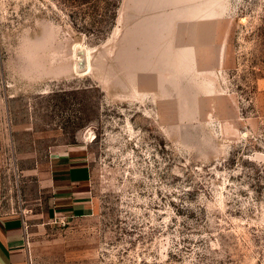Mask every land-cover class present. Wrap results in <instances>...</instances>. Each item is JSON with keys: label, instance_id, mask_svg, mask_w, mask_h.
<instances>
[{"label": "rangeland", "instance_id": "374dc122", "mask_svg": "<svg viewBox=\"0 0 264 264\" xmlns=\"http://www.w3.org/2000/svg\"><path fill=\"white\" fill-rule=\"evenodd\" d=\"M70 150L95 211L63 224ZM11 218L27 264H264V0H0Z\"/></svg>", "mask_w": 264, "mask_h": 264}, {"label": "crops", "instance_id": "0c3cea01", "mask_svg": "<svg viewBox=\"0 0 264 264\" xmlns=\"http://www.w3.org/2000/svg\"><path fill=\"white\" fill-rule=\"evenodd\" d=\"M51 213L66 223L95 211L90 188L91 161L84 150L59 152L50 161ZM29 242L26 223L19 218L0 219V264H27Z\"/></svg>", "mask_w": 264, "mask_h": 264}, {"label": "built area", "instance_id": "2783aa9c", "mask_svg": "<svg viewBox=\"0 0 264 264\" xmlns=\"http://www.w3.org/2000/svg\"><path fill=\"white\" fill-rule=\"evenodd\" d=\"M61 223H63V224H64V222H61Z\"/></svg>", "mask_w": 264, "mask_h": 264}, {"label": "water", "instance_id": "95a60500", "mask_svg": "<svg viewBox=\"0 0 264 264\" xmlns=\"http://www.w3.org/2000/svg\"><path fill=\"white\" fill-rule=\"evenodd\" d=\"M83 64V62H81Z\"/></svg>", "mask_w": 264, "mask_h": 264}]
</instances>
